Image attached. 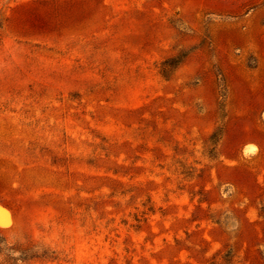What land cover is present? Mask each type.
I'll list each match as a JSON object with an SVG mask.
<instances>
[{"label":"rangeland","instance_id":"obj_1","mask_svg":"<svg viewBox=\"0 0 264 264\" xmlns=\"http://www.w3.org/2000/svg\"><path fill=\"white\" fill-rule=\"evenodd\" d=\"M1 207L18 264H264V0H0Z\"/></svg>","mask_w":264,"mask_h":264},{"label":"trees","instance_id":"obj_2","mask_svg":"<svg viewBox=\"0 0 264 264\" xmlns=\"http://www.w3.org/2000/svg\"><path fill=\"white\" fill-rule=\"evenodd\" d=\"M19 252V256H14V253ZM0 256L3 260L0 264H18V261H24L26 259V253L24 250L19 249L15 245H10L4 237L0 235Z\"/></svg>","mask_w":264,"mask_h":264},{"label":"bare ground","instance_id":"obj_3","mask_svg":"<svg viewBox=\"0 0 264 264\" xmlns=\"http://www.w3.org/2000/svg\"><path fill=\"white\" fill-rule=\"evenodd\" d=\"M0 217L3 219V221H0L1 226L7 225L9 223V216L6 213V210H3L2 207L0 208Z\"/></svg>","mask_w":264,"mask_h":264}]
</instances>
